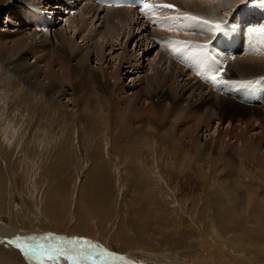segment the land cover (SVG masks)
<instances>
[{
    "label": "rangeland",
    "instance_id": "obj_1",
    "mask_svg": "<svg viewBox=\"0 0 264 264\" xmlns=\"http://www.w3.org/2000/svg\"><path fill=\"white\" fill-rule=\"evenodd\" d=\"M32 1L29 0L28 3ZM40 1L46 4L45 0ZM198 1L210 6L215 5L221 12L216 19H220V16L233 13L245 0H239L235 5L226 4L228 0H224L226 5L223 0L220 5L215 4L216 0ZM172 5L177 8V13L183 14L185 10L204 20L207 18V21H216L215 17L195 12L189 6L180 3ZM221 5L227 6V9L224 10ZM49 9L54 15L53 9ZM9 15L8 11L0 10L1 30L6 27L14 29L11 26L12 21H6L7 18L12 19ZM175 23L177 25L178 22ZM27 26L23 25L20 29L29 31ZM179 26L181 28L177 30L181 32L182 38L187 32H195L183 23H179ZM160 27L152 26L148 30V38L153 34L157 37L165 35L162 37L165 40L171 35H177L168 27ZM155 28H158L157 33L154 32ZM60 30L67 33L68 39L72 37L74 44L84 45L80 42L79 35L73 37V32L63 21L57 22L49 31L53 42L54 35L63 40ZM196 33L197 37L206 40L201 32L196 30ZM157 40L159 43L148 52L149 54L142 55L145 56L144 63L147 65L144 71L156 73L149 70V64L159 55L164 59L163 63L159 64V56L156 57L158 61L155 60V63L160 70L166 72L167 69L174 70L177 67L189 81L199 82L195 78L191 79L184 71L185 68L167 56L164 41L158 38ZM63 41L69 43L66 39ZM70 45L72 44L67 46L73 47ZM119 47L114 52V57L121 53L122 49ZM134 48L136 46L131 41L127 49L133 53ZM239 56L242 60V57L255 59L258 55L252 52L246 56L239 54L224 65V76L233 78L234 74L231 73L235 72L230 70L231 64L238 60ZM109 59L108 57V62ZM91 63L99 66L94 57H91ZM139 63L136 61L135 66L131 64L132 68L129 70H138L135 67ZM6 65L4 60L0 61V178L3 179V188L0 187V229L5 226L15 228L16 236L36 237V242L42 244L57 243L56 237L72 238L81 237L83 234L82 237L91 239L93 244L120 257L109 258L107 264H264V163L248 158L246 151H241V155L235 156L234 159L229 158L228 153L230 156L235 155L238 147L242 149L245 146H240L241 143H236L234 138L221 140L223 137L214 133L217 126L215 122L212 123L211 130L204 131L205 128H201V145L194 148L195 145L188 139L179 137L174 117L173 120L165 119L167 124L162 129L168 132L166 134L153 128L140 129L127 118H116L118 116L115 106L108 108L110 112H107L106 125L99 122L96 116V119H91L92 125L88 120L89 115L79 110H75V115L71 117L72 123L69 118V121H62L66 115L71 116L62 108L58 107L59 110L56 111L51 105L26 102L30 98L22 92L23 88H27L26 84L24 86ZM108 65L111 67L110 63ZM120 73L122 75L118 85H129L130 77L143 75L138 72H132L135 75H130L131 72L127 73L125 66L120 68ZM115 88L116 85L113 84V89ZM31 91L32 96L41 94ZM199 92L204 98H211L213 101L221 97L219 93H211L210 97L209 91L204 87ZM129 93L132 91L127 89L126 94ZM65 99L66 97H63V100ZM109 103L106 104L110 105ZM255 125V128L262 126H258V122ZM227 127L225 121L220 126L223 131ZM249 132L259 134L261 129ZM208 133L216 135L214 147H220L219 150L227 153L226 155L215 150H209L207 155L205 149L213 144ZM60 140L63 143H60L62 147L59 150L67 151L64 154H68V157L62 162L65 164L52 171V155L50 152L48 154V150L56 149ZM95 142L97 144H94ZM230 144L234 145L231 147ZM262 150L255 153H259L260 157ZM230 178L252 198L250 204L247 203L248 199L237 198L240 197L239 193L242 198L243 191L237 188L235 183L232 186L230 183L233 180ZM226 182L233 190L227 185L223 188ZM49 194L53 197L51 200ZM45 202L50 204L47 206L49 213L45 211ZM79 211H82V215L88 220L90 232H81L77 226ZM42 237L47 239H41ZM23 243V239L19 242L12 238H0V262L38 264L37 260L26 256L21 247H17ZM58 264H71V261L62 257Z\"/></svg>",
    "mask_w": 264,
    "mask_h": 264
},
{
    "label": "bare ground",
    "instance_id": "obj_2",
    "mask_svg": "<svg viewBox=\"0 0 264 264\" xmlns=\"http://www.w3.org/2000/svg\"><path fill=\"white\" fill-rule=\"evenodd\" d=\"M28 1L29 0H0V10L4 9L9 12L10 15L8 17L12 19L7 18L6 21H12L13 25L11 26L14 28L13 30L8 27L4 29L2 28V30L0 29V61L4 60L7 64L6 66L8 67L9 71L16 77H18L22 81V83H24V86L26 84L27 88H23L22 90L24 94L30 96V98L27 99L26 102H40L43 103L44 106L51 105L50 107H52V109L56 111L59 110L58 107L62 108L65 113L71 115H66L65 117L62 116V121H69L67 120L69 118L71 122V117L75 115V110H77V112L81 111L89 115L88 120L90 122L91 119H96V116L99 122L101 121L104 125H106L108 121L107 112L109 111V106H115V108H117V110L114 109L116 110L117 114L115 115L118 116L116 118L121 117L122 120L124 118H127L128 120L133 121L134 125L137 124L136 126H138V128L140 129L146 130L147 128H153L154 130L157 129L156 131L159 132H161V130H165L162 129L167 124V120L165 119L169 118L170 120H173L172 117H174L175 120L173 121L174 125L178 126L177 129L180 133L179 137L182 136L184 139H188L191 144L195 145L194 148L198 147V145H201L199 142V132L201 128L204 127V131L211 130L213 125L212 123L215 122L217 126L214 133H217V135L221 138L223 137L221 140L226 139L227 137L229 138V140L234 138L236 140V143L240 142V146L245 147H243L244 149H241V147H236L237 154L232 155V157L229 155V153H223L222 150H219L220 147L216 149L214 147V144H216V135H214V133H208L211 136L210 139L213 144L210 148L205 149V151L208 152L207 155H209L210 153L209 150H215L218 151L219 154H227L229 158L234 159L235 156L238 157V155H241V151H246L245 153L248 154V158L251 157L256 161L260 160V162L264 163V105H247L241 101L236 100L231 96L220 93L219 94L221 95V97L216 98L214 101L211 98H204L201 92H204L205 90L199 92V90L203 87L206 89L207 92L209 91V96L211 95V93H213L214 95H217L218 93H214L213 91H211L208 86H206V84H204L202 81H195L198 86L192 80L189 81V78L185 77V74L182 73L180 68L176 67L174 69L177 72L168 69L166 72L165 70H160L159 66H156L158 64L155 63V60H157L156 57H158L159 55H157L155 59L152 60V63L149 64L151 69L148 68L149 70H152V72L154 71L156 73L152 74L144 71V68L147 65L145 66V56L142 55H148V52H150V50H152V48L159 43L157 38L159 40L164 41V38L162 37H165V35H161L162 37H157L153 34V36H151V38L149 39L148 30H150L151 28L149 25V21L145 18L140 17V15H138L137 12L134 11L132 8H128L125 6L102 7L96 5L92 1H89L86 4H82L76 12H73L71 14L63 13L61 17L64 22V25L69 30L71 29V31L73 32V37L79 35V38L81 39L80 42L84 43L83 46H80L76 43L74 44L72 42V37L68 39L67 33H64L63 30H60V37H64L63 40L66 39V41L69 42L68 44L73 45V47H71L72 45H70L71 48H69L67 46L68 44H66L63 40L61 41L57 39L56 35H54L53 37V42L52 39H50V30H37L34 29L33 26H27L28 24L25 18L23 17V13L21 12V10L26 7V3H28ZM45 1L46 4H43L40 0H33L29 4H35L38 6H48L50 4L49 8H52L53 12L60 10L59 8L61 7H59L58 3H56V0ZM170 1H172L171 4L180 3L183 6H189L195 12H201L202 14H206L210 17L213 16L215 17V19L217 18V15L221 14V12L216 7H214L215 5H206L198 0ZM212 1L213 0H210V2ZM245 1H242L240 3V6ZM223 2L224 4L226 3L224 0ZM238 2L239 0H228L226 4L229 5L230 3H233L230 5H235L236 3L238 4ZM215 4L220 5L221 0H216ZM221 6H223L222 8H224V10L227 9V6ZM167 11H163L162 14H165V16L171 15V12L168 11L167 14ZM231 11L232 9L229 10V12ZM230 15L220 16V19L228 17ZM165 22H163V24H165V26L163 27H165V29L166 27H168L172 30L174 34H177L171 35V37L177 36V38H182L180 36L181 32L177 29L181 28L180 26L178 27L179 23H183V25H186L185 22H178L177 25L173 20L169 21L168 19L167 22ZM23 25L27 26L29 31H23L22 29H20V27H22ZM157 31L158 28H155L154 32L157 33ZM201 33L205 35L204 37L206 38V40L210 39L209 34H204L203 32ZM184 37H197L196 30L192 34L187 32L186 35L183 36V38ZM131 41L136 46V48H134L133 50V53L132 51H128L127 49L128 44L131 43ZM150 45L151 47L149 48ZM118 46H120L119 48L122 49V51L121 53L119 52L120 54L117 55V57H114V52L117 50ZM164 47L166 49L167 46ZM39 48L44 49V51L46 50V52H42ZM30 56L33 57L29 59ZM91 57L95 58V61L99 64V66H94L91 63ZM108 57L110 58L109 62ZM239 57L240 58L238 60L240 61L236 60L233 64H231L232 67L230 70H232V72H235L231 73L234 74L232 77L249 78L252 76L264 74V54L256 56L255 59L250 58L248 56V58L250 59H245L246 57H242L241 60V56ZM171 59L176 63L180 64L182 68H184V66L180 62L181 59L177 60L175 57H171ZM158 60L157 61L159 64L163 63L164 61L161 56H159ZM136 61L140 62L139 65L137 64L138 66L135 67V69L138 70L134 72L132 71V69L130 71L129 69L132 68L130 65L132 64V66H135ZM109 63L111 64V67L110 65H108ZM124 66L127 69V73L131 72L130 75H135L132 74V72L142 73L143 75H136L135 78L130 77L131 80L129 85H125L122 83L118 85L122 75V73H120V68H123ZM170 68L173 69L172 67ZM184 71L187 72L191 79L194 80L195 78L199 80L198 78L192 76V74L188 72L187 69ZM113 84L116 85L115 89H113ZM127 89L132 91V93L126 94ZM31 90L37 91L41 94H39V96H32L30 94V92H32ZM63 97H66V99L63 100ZM35 99H37V101ZM234 101L238 102L239 104L235 103ZM106 103H109L110 105H107ZM29 105L30 104H28V106ZM224 121L228 124V127L225 131L220 128ZM70 122H68V124ZM257 122L258 126H263L257 127L258 129H261V133H250L249 131L257 130V128H255V124ZM180 127H185V129H181ZM92 128H94V126ZM163 133L166 134L168 132L164 131ZM61 141L62 140L58 142V147L56 149L48 150V154L50 152V154L52 155L50 156L52 160V171H56L63 164H65L62 162H64L63 160L67 159L68 157V154H64V152L67 151L59 150V148L62 147H60V145L63 143H61ZM96 142L94 144H97ZM230 145L232 147V145L234 144ZM88 147H90V145ZM258 150L260 152L262 150V155L260 157L259 153H255ZM68 153L70 154V151ZM95 173H97L96 170ZM1 180L3 179L0 178V187H2ZM55 181H57L56 176ZM98 181H100V179ZM233 181L230 183L232 184V186H234L233 183H235V181ZM224 184L225 186L223 185V188H225L226 185L228 186L227 182ZM235 184L237 185V183ZM228 187L231 189L230 185ZM237 188L243 191L242 198H240L241 193H239L240 197L237 198L242 200L248 199L247 203L251 202L252 198L247 196V192H245L238 185ZM50 196L51 200L53 197L52 195ZM256 202L259 203L258 201ZM45 205V211L49 213L48 211L50 209L49 207L47 208V206H50V204L47 205L46 203ZM54 211L55 207L53 212ZM87 221L88 220L86 219V217L84 218V216L82 215V211H79V216L76 218V224L80 228L81 232L88 230L89 227ZM14 229L7 228L6 226L0 229V238H9L10 240L12 238V240H17L18 236L15 235L16 232ZM17 241L20 242L21 240ZM0 264L9 263L6 261H1ZM175 264H177V262H175Z\"/></svg>",
    "mask_w": 264,
    "mask_h": 264
},
{
    "label": "snow or ice",
    "instance_id": "obj_3",
    "mask_svg": "<svg viewBox=\"0 0 264 264\" xmlns=\"http://www.w3.org/2000/svg\"><path fill=\"white\" fill-rule=\"evenodd\" d=\"M172 9L174 5L161 4L154 6L149 3H145L141 11L147 10L148 12L155 11L156 8ZM147 14V13H146ZM185 18L190 23H205L211 24L210 21L202 20L200 17L191 16L185 13ZM166 20L168 18H165ZM162 23L163 21H157ZM226 23H216L212 25L210 31L222 32L225 30ZM187 43V42H178ZM198 50L197 55L205 56L208 53V45H195ZM175 51H180L177 47ZM222 72L215 70L210 76H206V79H210L215 85L229 83V81L221 78ZM251 83V82H248ZM25 241L23 244H18L17 247H21L26 256H30L38 261V264H58V261L63 257L71 261V264H107L109 258L119 259L120 257L116 253L109 252L99 245L93 244L90 240L83 237H56L57 243H38L36 237H17V240ZM41 239H47L42 237ZM27 241H32L28 243Z\"/></svg>",
    "mask_w": 264,
    "mask_h": 264
}]
</instances>
